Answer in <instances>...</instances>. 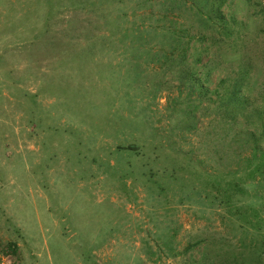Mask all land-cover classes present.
Here are the masks:
<instances>
[{"label": "rangeland", "instance_id": "obj_1", "mask_svg": "<svg viewBox=\"0 0 264 264\" xmlns=\"http://www.w3.org/2000/svg\"><path fill=\"white\" fill-rule=\"evenodd\" d=\"M216 3L0 0V264H264V0Z\"/></svg>", "mask_w": 264, "mask_h": 264}, {"label": "trees", "instance_id": "obj_2", "mask_svg": "<svg viewBox=\"0 0 264 264\" xmlns=\"http://www.w3.org/2000/svg\"><path fill=\"white\" fill-rule=\"evenodd\" d=\"M216 1H217L216 6H217L219 9H221V8L226 4V0H216ZM206 21L208 22L209 20H206ZM177 34H178V33H176L175 36H177ZM179 38H180L179 40L182 42V38H183V37L179 36ZM205 40H207V37H205ZM258 167H259V164L256 165L254 169H256V168H258ZM253 175H254V174H251V176H253ZM255 175H256V174H255ZM251 176H250V177H251ZM234 185H235V184H234ZM238 186H239V185L236 184V186H234V188L239 192V191H241V190H240V189L238 190ZM230 188H233V184L230 185ZM230 203H231V202L229 201L228 204H230ZM15 249H16V247H15ZM256 261H257V259H256ZM257 262H258V261H257ZM258 264H259V263H258Z\"/></svg>", "mask_w": 264, "mask_h": 264}]
</instances>
